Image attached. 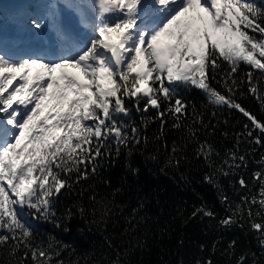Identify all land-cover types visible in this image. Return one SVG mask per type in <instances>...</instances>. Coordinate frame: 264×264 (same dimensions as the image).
Listing matches in <instances>:
<instances>
[{"label":"snow or ice","instance_id":"1","mask_svg":"<svg viewBox=\"0 0 264 264\" xmlns=\"http://www.w3.org/2000/svg\"><path fill=\"white\" fill-rule=\"evenodd\" d=\"M63 4L75 12L86 32L73 37L71 22L60 18L56 4L45 5L48 15L34 12L27 17L36 34L45 32L49 23L55 26L56 40L65 46L60 54L54 48L11 50L0 45V246L17 264H64L54 259L62 250L55 241L46 247L32 242L33 229L23 220V211L27 209L35 220L54 217L62 190L95 175L113 152L118 156L121 148L139 144L140 127L128 123L133 108L145 126L150 122L145 114L154 110L162 129L169 118L179 128L188 106L178 90L193 86L211 104L243 113L251 122L244 125L246 135L254 137L259 131L255 144L264 139V122L233 99L244 83L245 77L239 76L242 65L260 70L264 77V8L254 0H63ZM210 72L212 79L220 75L226 93L211 85ZM245 75L247 91L264 101L253 71ZM179 151L174 145L172 152ZM214 151L207 142L196 149V156L215 168L205 176L208 183H216L215 175L229 176L247 167L245 156L235 152L215 165ZM172 159L179 164L178 158ZM260 163L264 165V158ZM253 177L259 181L258 193L241 197L235 208L229 205L232 215L220 223L231 227L247 215L264 256V223L253 219L252 212L257 207L256 216L264 220V169ZM239 183L247 188L243 178ZM227 202L222 196V203ZM103 207L105 213L110 211L107 203ZM137 211L126 232L139 226ZM197 212L214 216L206 208ZM235 245L233 240L225 250L230 258ZM252 256V264H257L255 253ZM111 264H122L119 253ZM237 264H248L247 254Z\"/></svg>","mask_w":264,"mask_h":264},{"label":"trees","instance_id":"2","mask_svg":"<svg viewBox=\"0 0 264 264\" xmlns=\"http://www.w3.org/2000/svg\"><path fill=\"white\" fill-rule=\"evenodd\" d=\"M254 2L264 8L263 0ZM246 71H253V82L264 94L260 70L244 64L239 71V76L245 77L244 83L233 99L264 122V101L247 91ZM211 75L210 72L211 85L226 93L220 75L216 74L215 79ZM178 91L188 106L180 117L179 128L173 127V119L169 118L162 129L159 119H154V110L145 114L150 121L145 126L133 108L128 123L135 122L140 127L139 144L121 148L118 156L113 152L112 158L101 161L95 175L90 174L88 180L74 184L72 189L62 190L54 217L35 220L25 209L33 222V243L46 247L50 240L55 241L62 250L54 259L63 260L64 264H111L117 253L122 264H196L197 260L208 259L213 264H237L244 254L248 264H252L253 253L257 264H264L257 234L250 229L247 215L231 227L220 223L232 215L229 205L235 208L241 204V197L258 193L259 181L254 180L253 174L264 169L260 163L264 158V139L261 144L254 143L258 130L254 137L246 135L244 125L251 122L239 110L211 104L206 94L193 86ZM204 142L215 150V165L235 152L245 156L247 167L237 168L229 176L215 175L216 183H208L205 176L213 174L215 168L196 156V149ZM174 145L179 152H172ZM172 157L178 158L179 164ZM241 178L247 188L241 187ZM222 196H227V203H222ZM105 203L110 208L107 213ZM200 208L212 211L214 216H203L197 212ZM134 210H138L139 226L129 233L126 229L130 228L128 220ZM244 210L246 213L247 206ZM258 210L252 208L253 219L264 223L256 216ZM23 220L28 221L24 217ZM233 240L236 245L230 258L225 250ZM10 260L17 264L0 246V264Z\"/></svg>","mask_w":264,"mask_h":264},{"label":"bare ground","instance_id":"3","mask_svg":"<svg viewBox=\"0 0 264 264\" xmlns=\"http://www.w3.org/2000/svg\"><path fill=\"white\" fill-rule=\"evenodd\" d=\"M11 5H13V3L11 4H9V3H7L6 4V6L8 7V6H10L8 9H5L3 12L6 14V13H11V12H13V10H14V7L13 6H11ZM18 7V6H17ZM15 11H16V9H15ZM13 15H14V13H13ZM0 45H1V41H0ZM70 72V71H69Z\"/></svg>","mask_w":264,"mask_h":264},{"label":"rangeland","instance_id":"4","mask_svg":"<svg viewBox=\"0 0 264 264\" xmlns=\"http://www.w3.org/2000/svg\"><path fill=\"white\" fill-rule=\"evenodd\" d=\"M263 1H264V0H263ZM5 23H7V24H8V23H9V21H5ZM0 24H3V20H2V19L0 20ZM34 70H35V69H34ZM69 71H70V69H69ZM71 71H72V70H71Z\"/></svg>","mask_w":264,"mask_h":264}]
</instances>
